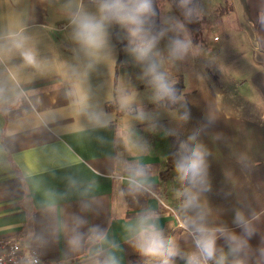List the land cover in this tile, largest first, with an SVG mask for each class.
Returning <instances> with one entry per match:
<instances>
[{
    "label": "crops",
    "instance_id": "0c3cea01",
    "mask_svg": "<svg viewBox=\"0 0 264 264\" xmlns=\"http://www.w3.org/2000/svg\"><path fill=\"white\" fill-rule=\"evenodd\" d=\"M225 2L206 13L195 0L197 37L167 0L158 1V34L143 25L157 38L158 73L169 86L182 80L169 106L144 74L130 26L108 24L95 52L74 39L72 19L98 16L99 0H0V235L35 249L38 264H162L138 247L135 229L151 216L176 249L170 264H187L188 221L203 215L222 230L211 264H264V0ZM177 38L192 42L182 59L170 55ZM228 43L246 47L233 69L216 61ZM196 143L207 152L202 186L175 170L181 146ZM136 170L146 190L131 191ZM97 228L104 239L90 240Z\"/></svg>",
    "mask_w": 264,
    "mask_h": 264
},
{
    "label": "clouds",
    "instance_id": "9594fccd",
    "mask_svg": "<svg viewBox=\"0 0 264 264\" xmlns=\"http://www.w3.org/2000/svg\"><path fill=\"white\" fill-rule=\"evenodd\" d=\"M190 3L191 0H180L181 6L187 9V16H190L193 11V9L187 8V5ZM98 12V16L82 13L72 19V24L75 26L74 39L85 49L95 52L105 46L108 24L115 21L121 25L130 26V35L139 41L133 51L137 54L138 59L148 61L145 68V76L152 77V82L157 86L158 92L162 94L158 98L170 95L172 92L171 88L165 82L164 76L158 73L157 64L151 61L150 58L157 38H148L143 29L145 18L154 14L151 0H99ZM16 46L21 47L20 44ZM191 47L192 42L190 39H174L170 44V55L174 59H182ZM21 54L27 64H37L36 55L31 49H25ZM83 101L84 97L81 96L79 103L83 104ZM123 103L127 104L128 100L125 99ZM94 118L98 124L103 125L104 122L98 115ZM189 140L194 141L195 136L189 137ZM181 147L182 152L175 165L178 178L181 181L187 179L194 186L204 185L206 182V149L199 143H196L192 147H188L187 145H182ZM142 177H144L143 170H136L129 178L131 191L146 190L145 183L141 179ZM196 202L197 194L190 193L186 206H195ZM237 220L243 223V217L239 213L237 214ZM188 225L191 226L197 251L187 256V264H207L215 256L216 232L222 230L208 228L204 223L203 215L190 218ZM188 225L185 226L187 227ZM91 231L90 240L101 241L104 239L103 233L98 228ZM135 231L138 233V247L143 255L162 258V264H170L169 258L177 254L176 249L168 246L171 241H166L163 238L162 233L154 223L153 217H141ZM232 239L236 238L233 237ZM81 240L82 236L77 232L69 240V244L73 248H79ZM106 264H116L115 258L110 257ZM217 264H223V257L220 258Z\"/></svg>",
    "mask_w": 264,
    "mask_h": 264
},
{
    "label": "trees",
    "instance_id": "16d2710c",
    "mask_svg": "<svg viewBox=\"0 0 264 264\" xmlns=\"http://www.w3.org/2000/svg\"><path fill=\"white\" fill-rule=\"evenodd\" d=\"M158 1L159 0H151L153 13L150 16L145 18L144 27L153 34H158L159 32V10H158ZM171 5L173 11L178 15L181 22L185 27H187L194 36H198L201 31V20L198 18L195 9V0H191V3L187 5V8L193 9L192 14L190 16L186 15V8L182 7L180 4V0H167ZM172 90L170 95L164 96V102L171 106L174 103V97L180 92L182 88V80L181 77L178 78L171 86H169Z\"/></svg>",
    "mask_w": 264,
    "mask_h": 264
},
{
    "label": "built area",
    "instance_id": "2783aa9c",
    "mask_svg": "<svg viewBox=\"0 0 264 264\" xmlns=\"http://www.w3.org/2000/svg\"><path fill=\"white\" fill-rule=\"evenodd\" d=\"M193 238V251H197L194 235L190 231ZM39 254L31 247L23 246L15 235H0V264H38ZM207 264H211L210 260Z\"/></svg>",
    "mask_w": 264,
    "mask_h": 264
},
{
    "label": "rangeland",
    "instance_id": "374dc122",
    "mask_svg": "<svg viewBox=\"0 0 264 264\" xmlns=\"http://www.w3.org/2000/svg\"><path fill=\"white\" fill-rule=\"evenodd\" d=\"M197 2V9L203 10V11H211V9H214L217 7V5L220 6V9L223 7V4H226L225 0H196ZM219 10V8H215V11ZM201 12V11H199ZM206 12V13H207ZM219 16V13L217 14ZM234 43H228V49L225 51V55L218 57L216 60L217 63L223 65V62H228L227 67L229 66L231 69H233L235 60L237 58H240L241 55H245L246 47L245 45L238 44L239 48L241 50H231V47ZM206 60V59H205ZM214 68L210 66V73L212 72Z\"/></svg>",
    "mask_w": 264,
    "mask_h": 264
}]
</instances>
